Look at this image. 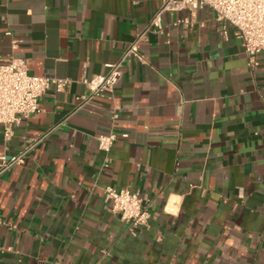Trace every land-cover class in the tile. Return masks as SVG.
I'll use <instances>...</instances> for the list:
<instances>
[{"label":"crops","instance_id":"obj_1","mask_svg":"<svg viewBox=\"0 0 264 264\" xmlns=\"http://www.w3.org/2000/svg\"><path fill=\"white\" fill-rule=\"evenodd\" d=\"M160 5L0 0V62L70 81L8 143L0 124V155L43 138L0 176V264H264V51L250 62L207 7L165 13L113 96L82 104L84 79L105 74ZM111 131L129 137L108 154L98 136ZM108 186L138 192L149 225L132 232Z\"/></svg>","mask_w":264,"mask_h":264},{"label":"built area","instance_id":"obj_2","mask_svg":"<svg viewBox=\"0 0 264 264\" xmlns=\"http://www.w3.org/2000/svg\"><path fill=\"white\" fill-rule=\"evenodd\" d=\"M161 5L137 34L135 40L124 51L115 63H108V71L91 79H84L91 94L81 97L82 104L88 103L96 96H113L115 87L123 74V66L129 57H141L140 46L147 41L151 32H162L163 15L165 13L189 10L192 13L201 8L213 10L223 33L228 35V28H235V35L242 42L245 53L252 62L259 53L264 51V0H160ZM189 23L188 19L184 20ZM70 81L50 75H32L28 61L24 58L11 57L0 62V124L4 128V140L8 143L13 136L14 127L24 118H29L40 111V101L45 92L54 87L57 92L65 90ZM118 114H113L117 119ZM127 132L111 131L98 136V147L110 153L119 139H127ZM43 138L37 139L24 149L13 155H0V176L16 166L25 163L27 157L36 149ZM111 159L108 157L105 166ZM105 195L112 202L113 213L124 221L132 232L149 225L151 213L145 206L138 192L128 188H105Z\"/></svg>","mask_w":264,"mask_h":264}]
</instances>
